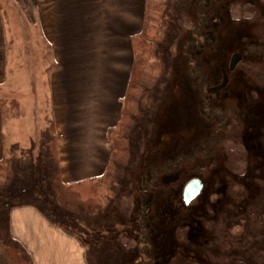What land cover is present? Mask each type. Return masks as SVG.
<instances>
[{"label":"rangeland","instance_id":"rangeland-1","mask_svg":"<svg viewBox=\"0 0 264 264\" xmlns=\"http://www.w3.org/2000/svg\"><path fill=\"white\" fill-rule=\"evenodd\" d=\"M20 1L0 0L11 174L0 187V240L10 206L34 202L79 229L89 264H264V0H159L164 30L152 69L140 72L143 94L129 110L125 152L108 167L102 208L77 218L50 185L59 170L53 58L33 6ZM197 33L199 46L191 41ZM235 53L241 59L230 70ZM191 178L204 188L186 206Z\"/></svg>","mask_w":264,"mask_h":264},{"label":"crops","instance_id":"crops-1","mask_svg":"<svg viewBox=\"0 0 264 264\" xmlns=\"http://www.w3.org/2000/svg\"><path fill=\"white\" fill-rule=\"evenodd\" d=\"M20 2L33 6L53 58L48 84L60 178L72 183L99 177L111 156L107 130L120 119L134 59L131 38L142 30L145 0ZM24 15L30 18L26 8ZM7 42L0 13V85L7 82ZM3 114L0 102V160L7 168ZM8 222L0 240V264H11L8 244L30 264H89L79 229L56 222L38 204L10 206Z\"/></svg>","mask_w":264,"mask_h":264},{"label":"trees","instance_id":"trees-1","mask_svg":"<svg viewBox=\"0 0 264 264\" xmlns=\"http://www.w3.org/2000/svg\"><path fill=\"white\" fill-rule=\"evenodd\" d=\"M152 1L154 4L152 3L151 6ZM160 7L159 0H145L142 30L131 38L134 59L125 96L122 99L120 119L115 126L107 130V137L112 143V152L105 172L99 177L64 183L58 171L50 181L55 200L61 208L70 214L95 215L102 208L99 195L102 190L109 188L108 167L115 166L118 163L117 154L125 152L124 145L121 144H125L127 141V124L131 120L129 110L135 103L137 104V94H143L142 85L138 81L144 74L142 75L140 72H148L149 69H152L149 68L148 61L150 57L154 56L156 45L162 38L165 22L161 19ZM138 113L142 112L140 113L138 109ZM10 175L4 162L0 160V187H4L11 181ZM5 250L11 264H30L24 259L19 249L6 245Z\"/></svg>","mask_w":264,"mask_h":264},{"label":"water","instance_id":"water-1","mask_svg":"<svg viewBox=\"0 0 264 264\" xmlns=\"http://www.w3.org/2000/svg\"><path fill=\"white\" fill-rule=\"evenodd\" d=\"M241 55L239 53L233 54L230 59V69L240 61ZM204 188V181L200 178H191L184 186L182 192V200L184 205H188L195 197H197Z\"/></svg>","mask_w":264,"mask_h":264},{"label":"flooded vegetation","instance_id":"flooded-vegetation-1","mask_svg":"<svg viewBox=\"0 0 264 264\" xmlns=\"http://www.w3.org/2000/svg\"><path fill=\"white\" fill-rule=\"evenodd\" d=\"M200 19H201V18H200ZM200 36H202V35H200V33H199V34L197 33V35L195 36V40H191L192 43H195L196 45L199 46V45L201 44V41H202V40L200 39V38H201ZM196 42H197V43H196ZM239 54H240V53H239ZM240 55H241V54H240ZM235 66H236V65H235ZM229 67H230V66H229ZM233 69H234V68H233ZM233 69H230V70H233ZM200 179H201V178H200ZM188 181H189V180H188ZM188 181H187V182H188ZM187 182H186V183H187ZM186 183H185V184H186ZM185 184H184V186H185ZM184 186H183V188H184ZM182 192H183V189H182ZM195 198H196V197H195ZM195 198H194V199H195ZM194 199H193V200H194ZM181 200H182V195H181ZM193 200H192V201H193ZM182 201H183V200H182ZM190 203H191V202H190ZM190 203H189V204H190ZM183 204H184V203H183ZM189 204H188V205H189ZM188 205H186V206H188Z\"/></svg>","mask_w":264,"mask_h":264}]
</instances>
